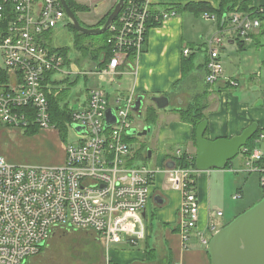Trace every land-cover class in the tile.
<instances>
[{"label":"built area","instance_id":"built-area-1","mask_svg":"<svg viewBox=\"0 0 264 264\" xmlns=\"http://www.w3.org/2000/svg\"><path fill=\"white\" fill-rule=\"evenodd\" d=\"M73 1L93 7L98 0ZM259 13L263 15L264 10ZM175 14L173 8H153L149 0H123L116 19L106 29L112 54L106 58L102 53L100 60L105 65L83 73L112 82L127 69L130 56L136 58L143 51L149 19L154 17L161 23ZM202 16L216 18L208 13ZM227 20L243 40L262 24L259 18L235 12ZM59 23L70 29L60 0H0V125L58 130L50 121L46 91L54 88L52 74L61 71L64 64L59 49L65 46L54 42ZM222 41L220 33L206 41L208 84L223 73L217 47ZM189 52L188 47L182 51L183 55ZM85 96L77 109L71 108L67 127H72L78 138L65 144L62 165H18L0 155V264H24L59 228L89 229L106 248H132L146 236L143 214L150 181L158 171L130 165L133 94L117 96L115 106L99 87H89ZM110 108L116 121L105 126L104 114ZM258 138H264V133ZM241 150L248 151L246 146ZM261 160V152H249L245 167L261 173L264 187ZM194 170L177 165L162 170L181 193L178 226L183 240L197 222L198 199L190 184Z\"/></svg>","mask_w":264,"mask_h":264},{"label":"crops","instance_id":"crops-1","mask_svg":"<svg viewBox=\"0 0 264 264\" xmlns=\"http://www.w3.org/2000/svg\"><path fill=\"white\" fill-rule=\"evenodd\" d=\"M149 1L157 10L174 9L173 5H183L189 1H207L218 8L221 2V0ZM234 1L240 3L243 0ZM248 2V7L258 11L264 10V0ZM234 12L240 15L247 14L233 11L227 13L226 19ZM201 18L211 23L205 31L203 24H198L200 21L190 12H177L160 25L148 28L143 51L131 59L127 69L116 77L123 81L124 86L119 83L122 89L107 95L111 104L117 96L133 94L134 102L138 96H143L141 113L135 111L134 116H141L147 106L155 108L154 120L146 127L148 130L145 157L152 168L146 167L158 171L150 181V196L143 214L146 236L135 247L116 246L112 256L109 252V264H210L206 245L212 233L218 230V221L225 225L232 217L262 197L263 192L256 195V199L244 198L246 185L244 174L249 173L245 167L249 152L255 150L261 152V163H264V138H258L259 133H264V35L256 37L259 27L243 40L228 24V30L232 33L227 41L229 45L221 43L222 49L219 50V62L223 73L216 82L208 84L205 82L206 41L216 34L209 35L213 30L222 31L227 27L225 25L221 28L217 17ZM262 24L264 25V14ZM200 46L203 54H200ZM185 47L191 50L187 55L182 53ZM196 50H199L196 58L201 59L199 64H195L193 60ZM199 68L203 69L202 85L194 76ZM184 79L187 80L181 86ZM153 96H167L168 105L162 109L157 108L150 100ZM195 96H198L205 106L203 114L207 120L204 132L206 138L211 140L230 138L241 133L252 123L257 124V135L251 140V148L246 147L247 152L240 149L243 154L240 160H231L221 169L193 171V189L198 199L197 222L195 228L188 233L187 239L183 240L178 226L181 193L166 180L162 170L168 168V162L174 161V157L181 154L194 157L196 154L193 126L182 121L177 112L178 109H184L192 104ZM85 99L78 103L81 105ZM145 100H148L146 105ZM0 130L5 135L16 136L19 142L24 141L20 146H26L29 150H43L47 156L44 160L40 159V162L20 161L5 145L3 149L0 148V155L9 163L40 167L60 166L65 161V143L56 129L42 128L29 134L24 132L26 129L0 127ZM259 175L261 177L260 172ZM236 193L241 199L244 198L240 203L236 200L239 198L235 197ZM218 211L221 214H218ZM212 226L214 230L211 229Z\"/></svg>","mask_w":264,"mask_h":264},{"label":"rangeland","instance_id":"rangeland-1","mask_svg":"<svg viewBox=\"0 0 264 264\" xmlns=\"http://www.w3.org/2000/svg\"><path fill=\"white\" fill-rule=\"evenodd\" d=\"M116 1L117 0H98L95 3L96 5L93 7L84 4L90 9L76 11L75 15L77 19L83 24H94L102 17V15H104L111 7H113ZM201 16L194 15V17L200 21L197 23L203 24L205 31L208 26L211 25V23L203 21ZM228 24L229 22L228 20H226L225 27H227ZM228 29L229 28L227 27L222 31L213 30L209 35L220 33L223 35L222 44L229 45L227 41L232 33ZM105 33L106 31L101 34L94 35L96 42L99 43L102 39H104ZM54 35L56 36V39H54L55 44L64 45L70 48L68 54L70 59L69 63L65 64L64 62L62 70L54 72L52 74V80L54 81L53 84L55 90H66L63 99L65 103L67 102L69 108L77 109L80 106L78 102H82L85 99L87 89L91 86L101 88L104 93H106V95H111L116 90L122 89L121 86L118 85L119 83H122V86H124L123 81H121L120 78H115L111 83L106 77H101L93 74L87 75V77L84 76L83 72L96 66L97 61H94L90 57L83 56L74 47V38L71 29L59 23L58 26H56L54 29ZM234 43L236 44L237 42ZM199 44H201V41ZM220 46L221 44L217 46L218 50L222 49L220 48ZM200 49V54H203L202 46H200ZM206 50L207 48L205 46L204 51ZM197 52H199V50H196L195 58L193 59L195 61V64H199L201 62V59L196 58L198 57ZM99 57H101V54L99 55ZM194 76L198 78V82H201V79L203 77V69L199 68L198 70H196ZM186 80L187 79H184V81L181 83V86L186 82ZM146 104H148V100H145V105ZM112 105L115 106L114 102L112 103ZM118 106H122V103H119ZM147 126L148 123L145 121V111H143L141 116H135V120L132 122V127L140 131L142 128H146ZM0 127L3 128L10 126L0 125ZM0 132V148L3 149V146L5 147L6 145V148L11 149V153L15 156L16 159L20 161L30 162H40L41 160L46 159L47 156L43 153V150L36 151L26 149V146H20V144H24V141L21 140V142H19L17 141L16 136H8L7 134L5 135L2 130H0ZM77 138L78 135L76 131L72 127H67L64 133V139L61 138V140L65 144H67L68 142L74 141ZM145 140L146 134L142 136H139L137 134H135L134 136H130L129 143L132 149V162L130 161V165L145 167L148 166L149 168H152L149 160H147L145 157L147 152V150L145 149ZM140 144H144L145 146L140 147ZM137 150H139L138 153H136ZM242 157V151L239 150L238 154L232 160L237 161ZM247 172L249 173L244 174V181L246 183L244 189V198L252 197V199H256V195H261L263 189L260 185V175L258 171L247 170ZM244 198L241 199L239 197L236 200H239L238 203H240V201ZM220 223V221H218L217 223L218 229L223 226V224ZM95 238V234L92 233L89 229L81 227L55 229L50 235L49 239L43 245L42 249L31 256L24 264H109V252L112 256V251L115 247L106 248L103 246L100 240H96Z\"/></svg>","mask_w":264,"mask_h":264},{"label":"water","instance_id":"water-1","mask_svg":"<svg viewBox=\"0 0 264 264\" xmlns=\"http://www.w3.org/2000/svg\"><path fill=\"white\" fill-rule=\"evenodd\" d=\"M60 1L64 6L70 26L77 32L86 35L104 33L116 19L123 6V0H117L103 24L85 26L77 19L67 1ZM150 100L159 109L165 108L169 103L167 96H153ZM142 106L143 96H138L132 109L140 114ZM104 118L105 126L116 121L111 108L105 111ZM206 127L207 120L204 119L195 128L194 168L197 171L224 168L238 154L239 150L246 146L257 131V124L252 123L233 137L211 140L204 136ZM75 128L81 130L76 126ZM147 130L144 128L142 131H137L132 128L129 133L142 136L146 134ZM174 165L175 162L171 161L168 162L167 167L172 168ZM206 251L210 258V264H264V193L258 201L216 230L207 241Z\"/></svg>","mask_w":264,"mask_h":264},{"label":"trees","instance_id":"trees-1","mask_svg":"<svg viewBox=\"0 0 264 264\" xmlns=\"http://www.w3.org/2000/svg\"><path fill=\"white\" fill-rule=\"evenodd\" d=\"M67 4L71 8V10L75 13L79 10H89V7L83 4H79L73 0H67ZM249 2L248 0H243L240 3L234 0H221L219 7L215 8L213 7L209 2L207 1H189L183 5H173L174 11L177 13H183V12H190L193 13L195 16H201L204 13L212 14L217 17L219 26L223 28L226 24V15L229 12L233 11H239V12H247V14L250 17H256L262 20V15L259 13L258 10H256L253 7H248ZM112 10V7L104 14L102 17L94 24L86 25L81 22L82 25L85 26H99L103 24L107 18V15ZM224 16V20L222 21V18ZM160 25V22L158 20H154V17L150 18L147 27L150 28L152 26H158ZM70 29L73 32V38H74V47L83 55L86 57L92 58L94 61H97L96 65L101 68L105 65V61H101L99 58L100 54H104L107 57H109L112 52L110 50V47L107 43V32L104 34V39H102L99 43L96 42V39L94 38V35H86L77 32L74 30L71 26ZM260 35H264V25H260V29L258 32V35L256 37H259ZM242 43V40H239V44ZM61 54L64 57L65 64H68L69 59V51L70 48L65 46L59 49ZM133 59L130 56V60ZM85 77L87 75L84 74ZM54 81H52V84ZM88 90V89H87ZM66 90H58L56 91L55 88H52L50 90L46 91V97L49 104V112H50V121L51 123L55 124L56 128L59 131V135L62 139H64V133L67 129V124L70 121V115H71V108H69L67 102H64V94ZM204 104L198 99V96H195L194 102L187 106L184 109H178L177 112L179 114V117L182 121L188 122L193 126V141L195 143V128L197 124L205 119V116L203 114ZM155 108L152 106H147L145 109V121L149 123L151 120H154V114H155ZM38 128L36 126H31L29 129L25 130V133H33ZM257 135V132L254 134L253 137ZM252 137V138H253ZM252 138L247 142L246 147L248 149L251 148V140ZM140 147H144V144H140ZM139 150H137L136 153H138ZM132 162V160H131ZM130 162V163H131ZM175 165L183 167V168H194V157H190L187 154H181L178 157H174ZM192 174L190 175V184L194 185V180L192 178ZM262 192L264 193V187L262 189ZM262 193V195H263ZM43 246L40 247L39 250L42 249Z\"/></svg>","mask_w":264,"mask_h":264},{"label":"flooded vegetation","instance_id":"flooded-vegetation-1","mask_svg":"<svg viewBox=\"0 0 264 264\" xmlns=\"http://www.w3.org/2000/svg\"><path fill=\"white\" fill-rule=\"evenodd\" d=\"M96 239V238H95Z\"/></svg>","mask_w":264,"mask_h":264}]
</instances>
